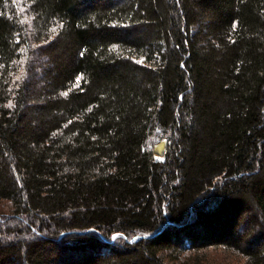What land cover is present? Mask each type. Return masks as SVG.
<instances>
[{"label":"trees","instance_id":"obj_1","mask_svg":"<svg viewBox=\"0 0 264 264\" xmlns=\"http://www.w3.org/2000/svg\"><path fill=\"white\" fill-rule=\"evenodd\" d=\"M0 264H264V0H0Z\"/></svg>","mask_w":264,"mask_h":264},{"label":"rangeland","instance_id":"obj_2","mask_svg":"<svg viewBox=\"0 0 264 264\" xmlns=\"http://www.w3.org/2000/svg\"><path fill=\"white\" fill-rule=\"evenodd\" d=\"M17 2L18 1H22V0H16ZM164 149H165V140L164 139H160L158 142H155L153 144V150H154V153H155V157L157 159H162L163 158V152H164ZM114 237L116 235H113Z\"/></svg>","mask_w":264,"mask_h":264},{"label":"snow or ice","instance_id":"obj_3","mask_svg":"<svg viewBox=\"0 0 264 264\" xmlns=\"http://www.w3.org/2000/svg\"><path fill=\"white\" fill-rule=\"evenodd\" d=\"M61 27H62V25H61ZM55 30H56L55 28L51 29V31H55ZM17 79H20V77H17ZM79 80H80V77H77V81H78V82H79ZM67 94H68L67 92L62 93V95H65V96H66ZM8 107H9V108L13 107V104L11 103V101L9 102Z\"/></svg>","mask_w":264,"mask_h":264}]
</instances>
